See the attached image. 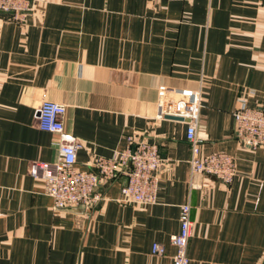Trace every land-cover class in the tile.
Here are the masks:
<instances>
[{
	"label": "crops",
	"instance_id": "obj_1",
	"mask_svg": "<svg viewBox=\"0 0 264 264\" xmlns=\"http://www.w3.org/2000/svg\"><path fill=\"white\" fill-rule=\"evenodd\" d=\"M160 85L201 91V154L234 157L230 184L192 173L187 124L155 119ZM240 98L264 105L263 0H35L22 22L0 11V264H173L186 202L189 264H264V147L235 137ZM43 100L66 104L63 135L37 126ZM129 134L160 147L158 201H119V173L93 206L55 211L31 163L80 140L78 165L93 169Z\"/></svg>",
	"mask_w": 264,
	"mask_h": 264
},
{
	"label": "built area",
	"instance_id": "obj_2",
	"mask_svg": "<svg viewBox=\"0 0 264 264\" xmlns=\"http://www.w3.org/2000/svg\"><path fill=\"white\" fill-rule=\"evenodd\" d=\"M34 1L0 0V11L10 13L14 20L22 22L34 9ZM201 106L200 90L182 91L173 86L160 85L155 119L172 118L185 122L187 140L192 148L189 159L192 173L214 175L221 182L230 184L237 175L234 157L227 152L201 154L203 139L198 135ZM66 110L64 103L43 100L35 113L37 126L63 135ZM234 117L236 139L252 148L264 147V105L252 106L246 98H240ZM126 139L123 151L111 157L97 155L93 161V169H83L78 165V150L83 146L82 141L65 143L61 139L57 143V160L33 161L30 173L44 181L46 193L53 198L55 211L70 206H93L102 198L97 192L101 181L113 180L119 173L127 175V180L121 187L119 201L138 205L156 203L163 162L160 147L140 134H129ZM193 226L192 205L189 202L183 203L180 206V229L171 236V243L176 248L173 264H189L188 247ZM152 253L163 255L165 246L154 242Z\"/></svg>",
	"mask_w": 264,
	"mask_h": 264
},
{
	"label": "water",
	"instance_id": "obj_3",
	"mask_svg": "<svg viewBox=\"0 0 264 264\" xmlns=\"http://www.w3.org/2000/svg\"><path fill=\"white\" fill-rule=\"evenodd\" d=\"M212 178H216L214 175H210Z\"/></svg>",
	"mask_w": 264,
	"mask_h": 264
}]
</instances>
